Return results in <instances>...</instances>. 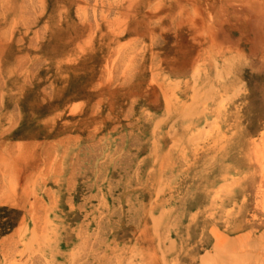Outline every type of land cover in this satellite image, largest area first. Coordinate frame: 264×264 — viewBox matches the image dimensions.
I'll return each mask as SVG.
<instances>
[{
	"label": "rangeland",
	"instance_id": "374dc122",
	"mask_svg": "<svg viewBox=\"0 0 264 264\" xmlns=\"http://www.w3.org/2000/svg\"><path fill=\"white\" fill-rule=\"evenodd\" d=\"M0 264H264V0H0Z\"/></svg>",
	"mask_w": 264,
	"mask_h": 264
}]
</instances>
